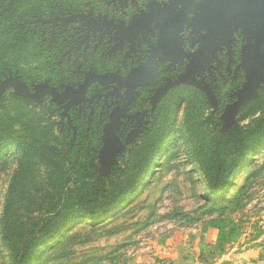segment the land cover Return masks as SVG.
<instances>
[{"label": "rangeland", "instance_id": "rangeland-1", "mask_svg": "<svg viewBox=\"0 0 264 264\" xmlns=\"http://www.w3.org/2000/svg\"><path fill=\"white\" fill-rule=\"evenodd\" d=\"M16 5L15 17L23 8L20 0ZM53 29L51 25L39 27L50 49L47 70L56 78L45 73L39 81L25 82L31 91L35 85L47 83L63 92L70 79L62 84L57 80L73 76L79 68L87 70L91 57L98 71L120 67L117 60L121 61L125 52L110 55L113 60L103 64L107 56L100 55L109 49L107 40L101 50L92 51L89 45L88 50L69 54L67 46L53 41ZM130 60L126 67L136 61ZM176 78L161 72L154 85L138 91L130 113L141 115V130L133 134L134 120L124 121L125 128L116 132L121 145L111 157L103 151L101 128L107 119L99 104L94 113L84 105L79 112L75 109L66 115L64 103L53 101L51 95H43L40 102L25 98L31 101L30 107L39 105L34 110L52 132L42 134L36 151L29 139H20V144L17 139L0 143V264H264V82L257 88V96L243 101L233 115L235 87L228 78L204 81L212 88V96L188 85L161 94L165 83ZM3 96L0 114L7 115L14 112L17 103L13 97L19 95L11 87ZM95 125L101 140L96 151L97 174L105 175L115 166L117 181L131 187L141 184L95 219L79 217L58 231H38L42 220L52 217L53 205L71 198L73 181L59 178L40 151L47 145L59 148L66 138L74 139L78 130L87 135ZM239 143L243 150L238 151ZM16 145H22V154ZM249 146L254 151L244 162L241 156ZM207 161L224 168L241 163L228 189L218 194L206 192L202 171L213 164ZM19 166L22 177L16 191L21 197L10 215L6 238L2 215ZM130 176L133 180L128 183ZM61 182H66L65 187L61 188ZM10 245H24L26 255L12 256Z\"/></svg>", "mask_w": 264, "mask_h": 264}, {"label": "flooded vegetation", "instance_id": "flooded-vegetation-1", "mask_svg": "<svg viewBox=\"0 0 264 264\" xmlns=\"http://www.w3.org/2000/svg\"><path fill=\"white\" fill-rule=\"evenodd\" d=\"M15 1L17 0H9L3 10L13 7ZM31 3L35 4L32 10L35 15L28 23L38 27L51 25L54 28L53 41H59L58 45H63V48L67 46L69 54L75 50H88L86 47L89 45H92V51L98 48L101 50L106 40L109 49L101 52V57L107 56L103 64L105 61L113 60L110 59V55L118 51L125 52L121 61L117 60L120 67H116L115 70H110L109 64L106 63V70L110 71L96 70L91 57L92 65L89 64L87 70L77 69L66 87H78L89 72L125 77L130 70L145 62L152 50L159 49L157 52L159 55L176 59L174 62L158 59L159 66L155 81L136 88L134 98L125 110L126 116L121 117L119 129L116 131L125 128L124 121L134 120L135 134L141 130V115L130 113V109L138 91L154 85L161 72L163 75L177 77L174 81L165 83L160 91L161 94L172 87L188 85L212 96V88L204 81L224 82L225 78H228L231 86L235 87L234 103L237 100V92L246 82L252 63L255 41L254 16L262 11L261 8L251 11V0H28L24 3V7ZM40 7L46 14L38 12ZM57 24L61 26L58 28ZM164 26L167 27L162 33L163 41L159 33ZM127 27L131 29L127 30ZM78 34L81 36L78 37ZM72 40L73 42L75 40V44ZM158 45L159 47L156 48ZM130 58L136 61L126 67V62H131ZM122 68L125 71L121 70ZM178 81L181 82L170 85ZM116 87L115 83L101 85L92 82L86 92L87 100L69 108L64 114L68 115L75 109L79 112L84 105L94 113L96 104H99L101 113L106 114L107 119L101 128L104 133L113 108L117 106L123 108L127 102L123 94L126 90L125 86L114 93ZM66 102L67 100L63 103Z\"/></svg>", "mask_w": 264, "mask_h": 264}, {"label": "trees", "instance_id": "trees-1", "mask_svg": "<svg viewBox=\"0 0 264 264\" xmlns=\"http://www.w3.org/2000/svg\"><path fill=\"white\" fill-rule=\"evenodd\" d=\"M28 0H22L23 8L18 16H14L17 11V5L3 10L6 6L5 0H0V81L5 79L9 74L18 75L24 82H36L43 79V75L47 73L49 78L55 79L48 72V65L51 63L50 49L45 45V39L41 35L39 27L33 26L28 21L34 18L35 13L32 12L35 4L31 3L24 7V3ZM16 3V1H15ZM38 12L46 14L40 8ZM42 68V69H41ZM70 81L72 76H67L58 79L59 84ZM69 81V82H70ZM14 102L17 105L14 107V112L0 114V143L7 139H17L20 144V139H29L32 148L36 151V146L39 144L41 136L45 132H52L47 125L38 117L34 109L38 108V104L30 107L31 101L14 96ZM4 101V96L0 97V104ZM25 104V107H24ZM50 107H55L49 103ZM28 106L31 111H29ZM98 126L95 125L87 135L81 130H78L77 136L71 141L68 138L65 142L59 143V148L47 145L40 151V155L52 167V170L59 178H72L70 187L71 198L66 202H56L53 206L56 209L54 213L42 220L38 227V231H58L60 227L67 224L71 220L79 217L97 218L102 213L114 208L117 203L130 195L141 183L135 186H129L122 181H117L114 178L116 168L112 166L109 173L105 175L97 174V149L101 145ZM241 143L237 146L238 151L243 150ZM17 150L21 153V146L16 145ZM251 146L246 149V154H243L242 160L248 161L252 155L253 149ZM18 151V152H19ZM34 151V152H35ZM200 160V157H198ZM209 160V159H205ZM241 160V161H242ZM210 165L213 162L207 161ZM240 162L235 166L224 168L219 163H213L211 167L202 171V177L205 179V190L208 193L218 194L219 192L228 189L233 182L230 178L235 175V172L240 168ZM129 176V175H127ZM22 177V166L13 174L10 191L7 194V202L2 215V229L5 237H8V231L11 228L10 215L16 207H18L19 198L17 192V183ZM253 177V176H252ZM128 178V177H125ZM130 176L127 182L130 183L133 179ZM250 176L245 178L240 190L246 186ZM66 182H61L65 187ZM128 185V187H127ZM134 186V187H133ZM71 212V213H66ZM50 213V212H49ZM12 256L21 254L24 257L27 253L26 247L15 248L9 246ZM22 264V261H20Z\"/></svg>", "mask_w": 264, "mask_h": 264}, {"label": "water", "instance_id": "water-1", "mask_svg": "<svg viewBox=\"0 0 264 264\" xmlns=\"http://www.w3.org/2000/svg\"><path fill=\"white\" fill-rule=\"evenodd\" d=\"M252 1V10H256L257 8H261V12H257L254 16V43H253V57L251 58L250 69L246 76V82L243 87L237 92V100L232 105L233 115L237 112L239 106L243 101L253 99L257 96V88L264 82L263 73H264V0H251ZM136 23V22H135ZM167 26L162 27L159 36L164 41L162 37L163 31ZM122 29V27H120ZM127 30L131 29V27H127ZM165 46H167V42H165ZM159 45L156 47L158 48ZM262 50V52L260 51ZM157 50H152L147 60L141 63L139 66L130 70L125 77H122L117 74L110 75H97L92 72L86 73L85 80L78 87H66L63 92L56 91L53 87H51L47 83L37 84L34 86V90L31 91L27 84L23 82L21 79L8 76L3 81L0 82V95L8 88L15 87L16 94L27 99L34 100L35 102H40L42 100L43 95L48 94L51 95L53 101L57 103H62L65 100L67 102L64 104V113L71 107L76 105H80L85 102L86 92L89 85L92 82H97L101 85L113 84L117 85L114 88L113 92L117 93L118 90L125 86L126 90L124 91V96L127 98V102L124 104L123 108L114 107L110 116L109 123L105 125L104 128V145L103 151L105 154L110 157L113 155V152L116 151L120 145L121 141L116 134V131L119 129L121 123V117H125V110L128 107V104L134 98V94L136 93V88L143 84H151L155 81L157 69H158V59L165 60L168 59L174 62L176 59H172L165 55H159ZM193 61V60H192ZM181 81L176 83H172L170 85L178 84ZM169 85V86H170ZM112 93H110L111 95ZM90 100V99H89ZM135 134V132L133 133Z\"/></svg>", "mask_w": 264, "mask_h": 264}]
</instances>
